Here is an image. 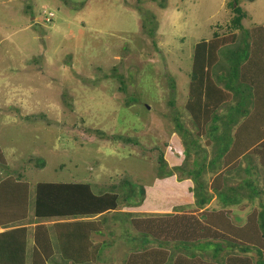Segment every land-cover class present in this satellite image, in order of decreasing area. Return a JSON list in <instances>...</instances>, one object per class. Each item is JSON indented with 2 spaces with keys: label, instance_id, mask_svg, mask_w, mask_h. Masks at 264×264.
I'll use <instances>...</instances> for the list:
<instances>
[{
  "label": "rangeland",
  "instance_id": "obj_1",
  "mask_svg": "<svg viewBox=\"0 0 264 264\" xmlns=\"http://www.w3.org/2000/svg\"><path fill=\"white\" fill-rule=\"evenodd\" d=\"M239 1L247 13L245 30L264 25V0ZM231 3L0 0V147L7 161L6 166L0 163V180L11 176L27 181L33 195L40 181L90 183L95 192H104L128 179L146 189L142 207H128L122 200L111 216L117 220H109L104 234L96 238L109 242L107 231L113 230L119 242L106 249L104 259L88 264H126L127 255L140 250L135 248L139 238L135 243L120 241L127 227L133 233L136 215H190V205L183 206L192 193L187 188L172 190L185 168L177 157L186 152V167L196 172L203 159L213 158V174L220 166L217 155L231 146L236 126L250 112V103L239 108L234 100L224 104L216 113L229 127L222 133L226 126L218 125L221 146H209L208 130L195 129L184 107L195 46L215 31H232ZM222 64H228L224 57ZM218 73L227 81L232 72L221 68ZM132 95L137 102L128 107ZM161 154L168 162L165 171L182 168L174 177L158 178ZM256 159L245 157L229 173L248 183L249 190L238 185L219 198L230 207L237 205L243 221L264 208V169L250 163ZM206 179L204 172L199 180ZM230 183L235 184L234 179ZM126 211L132 213L129 218ZM174 243H163L172 251L170 259L182 251L173 249ZM257 244L247 253L251 263L264 251ZM230 252L224 249L219 259L225 261Z\"/></svg>",
  "mask_w": 264,
  "mask_h": 264
},
{
  "label": "trees",
  "instance_id": "obj_2",
  "mask_svg": "<svg viewBox=\"0 0 264 264\" xmlns=\"http://www.w3.org/2000/svg\"><path fill=\"white\" fill-rule=\"evenodd\" d=\"M230 6L235 13L230 24L232 31L229 33L215 31L209 40L202 39L195 46L189 74L191 78L184 104L185 110L195 124V129L199 128L201 132L204 128L208 130L206 135L210 137L209 146L214 143L221 146L219 142L222 140V134H217V126L221 125L222 129L226 126L221 131L225 133L229 124L220 121L216 111L233 100L239 102L237 107L239 105L248 107L245 104L250 103V112L240 120L232 134L231 146L221 151L220 156L217 155L219 168L224 166L227 173L217 174L212 187L213 190L221 188L223 192L226 189L225 192L228 193H232L238 185L246 191L249 190L245 188L248 183L241 181L238 175L234 173L229 175L230 171L239 165L238 160L242 155L256 156L259 161L261 160L264 169L262 150L264 147H261L264 141V25H252L249 30H245L243 22L247 18V13L240 5V1L232 0ZM223 57L228 62L227 66L222 64ZM218 67L219 71L223 68L232 72L229 80H224L219 71L217 72ZM121 83L124 85L125 81L121 79ZM174 101L170 100V104L174 105ZM134 102H137V99L132 95L127 100L128 107ZM179 127L181 126L178 123L177 128ZM250 132L255 134L250 135ZM198 134L200 135L199 132ZM186 158V152L177 157L178 164L182 162V165L185 164L184 169L175 166L165 171L164 166L168 162L161 154L159 157L161 168L157 176L161 179L172 178L175 172H178L175 170L182 169L177 179L182 182L186 177L192 178L195 186L188 189L198 195L196 200L198 208L205 207L210 202L212 194L210 195L206 189L207 184L201 183L199 178L204 172L208 173L205 169L209 164L213 162V167L215 166V159L209 164L208 159H203L198 166L201 170L196 172L195 168L186 167ZM0 163L7 165L1 147ZM232 178L236 180L235 184L230 183L229 180ZM218 181L219 183L214 185ZM185 187V183L173 184L172 190L184 191ZM31 191L30 183L21 181L18 177L6 176L0 180V226L5 228L18 226L19 222L28 217ZM34 191V215L39 222L35 226L38 247L34 248L32 264H49L48 262L54 259L53 242L49 231L51 228L42 219L55 221L51 227L55 229L57 247L62 260L66 263L70 260L72 264L93 263L104 259L106 249L119 242L113 230L107 231L111 236L109 242L95 238L104 234L109 220H117L111 216L119 209L122 200L128 207L141 206L146 195V189L142 184L134 185V182L128 179L119 188L114 185L104 192L102 190L95 192L90 183L44 181L36 183ZM205 191L207 193H204ZM227 197L222 196L224 199ZM187 201L189 204L183 207L190 205L189 208H192L190 211L199 210L196 205H191L193 204L191 199ZM262 206L264 207V203ZM185 209L187 208L182 211ZM130 213L126 211V218H129L132 214ZM187 214L136 215L138 218L132 220L133 233L124 226L125 223L123 225L119 223V227H127L126 234L122 233L120 241L125 238L126 242L135 243L139 238V245L135 244V248L140 246V250L130 252L125 260L126 264H264V242H261L264 239V208L260 212L250 214L247 221L241 222L243 220L238 217L241 222L239 224L233 223L230 215L224 210L207 208L197 214L194 212ZM169 218L172 219L168 220ZM26 234L27 227L23 225L0 232V264H26ZM133 234L134 239H131ZM171 241H175L173 249L182 250L177 252L174 259H170L172 251L163 244ZM152 243L160 244L153 246ZM257 243L261 245L263 252L255 263H251L247 253L257 246ZM224 249H230L231 252L225 261H221L219 255ZM208 252H212L211 258L205 256Z\"/></svg>",
  "mask_w": 264,
  "mask_h": 264
},
{
  "label": "crops",
  "instance_id": "obj_3",
  "mask_svg": "<svg viewBox=\"0 0 264 264\" xmlns=\"http://www.w3.org/2000/svg\"><path fill=\"white\" fill-rule=\"evenodd\" d=\"M240 106L241 105H239L237 108H239ZM243 118H245V116L242 117L241 119H243ZM255 132H256V130H255ZM255 132H250V135H254ZM261 147H264V141L262 142V146ZM262 150H264V149L262 148ZM244 158H245V155H242L239 158L238 162L239 163L242 162ZM211 161H214V159L213 158L208 159L207 164H209ZM260 161H259V159H256V161H254V162H255V164L257 163L259 166L263 167L261 165ZM250 163H251V161H250ZM212 166H213V162L211 164H209L208 167L206 168V170L208 171V173H207V179H206V181L204 183L207 184L208 192H209L210 195L212 194V198H211L210 202L205 205V207L203 206V207H199L198 208V206L196 205V200L198 198V195L197 194L195 195V193L193 191L190 192L189 189H188L190 187H194L195 186L194 180L192 178L186 177V178H184V181H182V182H179V180L177 179L176 182L174 183V184H182V183H185L186 184V187L185 188H187L186 190L189 191L190 193H192V194H190L191 196L189 198H187V200L188 199H191L193 201V204H191V205H196L195 207L197 209H199V210H197V211H190L189 213L192 214L194 212V214H197V213L202 212L204 209L213 208L216 211H218V210H224L227 214L230 215L233 223H235V224H239L241 222H244V221H241V222L240 221L239 222L236 221V218L239 217L238 210H237L238 209L237 208V205H234V207H230L228 205H225L224 203H220L219 202L220 194L223 193V190L221 188H219V190L218 189L217 190H213L212 185H213L214 179L217 178L216 175L219 174L220 172L227 173V170L223 166V167H221V168L218 169L219 171L217 170V171H215L212 174L211 173V170H210V168ZM229 181H231V179ZM234 181H236V180H234ZM218 183H219V181L216 182V183H214V185H217ZM225 191H226V189L224 190V192ZM33 198H34V195L31 194V201L32 202H33ZM186 204H189L188 201L186 202ZM142 205H141V207H142ZM155 207H157V206L154 205L151 208H155ZM191 210H192V208H191ZM31 211H32V214H31ZM158 212L162 213L161 210H158ZM31 215L33 216L32 218L30 217ZM38 220L39 219L34 215V207H31L30 206L28 217L24 221L19 222L18 226L8 227V228H5L3 226H0V232H4L5 230H10V229L12 230V229L18 228V227H20L22 225L27 227V234H26V264H32L34 248L35 247H38V245L36 244V240H35V235H36L35 226L39 222ZM42 220H44L45 223H47V224L50 225V228H51V229H49L50 234H51V232H53L54 233V236H55V229L54 228L52 229V227H51V225L53 226V224L55 223V221H53V220H46V219H42ZM95 240H96V238H95ZM51 241L53 242V249H52V254L53 255H52V257H54V259L52 260V263L53 264H55V263L56 264H72V262L70 260L68 261V263H66L65 260H62V259H58L57 260V256L60 258L59 249L57 247V239L56 238H53L52 235H51ZM252 246H254V245L252 244Z\"/></svg>",
  "mask_w": 264,
  "mask_h": 264
},
{
  "label": "bare ground",
  "instance_id": "obj_4",
  "mask_svg": "<svg viewBox=\"0 0 264 264\" xmlns=\"http://www.w3.org/2000/svg\"><path fill=\"white\" fill-rule=\"evenodd\" d=\"M236 79V78H235Z\"/></svg>",
  "mask_w": 264,
  "mask_h": 264
}]
</instances>
